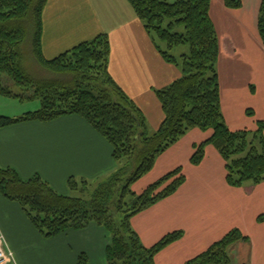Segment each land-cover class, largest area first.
Returning <instances> with one entry per match:
<instances>
[{
    "label": "trees",
    "instance_id": "16d2710c",
    "mask_svg": "<svg viewBox=\"0 0 264 264\" xmlns=\"http://www.w3.org/2000/svg\"><path fill=\"white\" fill-rule=\"evenodd\" d=\"M126 1L152 37L162 60L181 71L179 79L154 91L163 121L153 133L140 108L108 73V36L97 35L46 60L41 37L47 0H0V96L40 102L39 109L23 116L0 117V130L17 123H51L63 116H77L111 146L116 164L114 173L92 191L90 182L68 179L66 195L57 193L38 175L23 180L14 169L0 166V196L21 207L43 240L80 232L93 224L108 235L104 249L107 264H155L154 257L182 239L183 232L167 234L146 248L130 221L175 194L186 177L178 167L140 194L130 187L147 176L159 156L193 129L210 130L211 135L193 145L190 165L199 166L206 147L211 146L225 163L228 187L259 186L264 182V122H256L252 131H232L225 124L216 69L221 46L210 18L212 0ZM223 6L235 10L242 3L223 0ZM258 9L257 32L264 48V0ZM177 27L183 32H176ZM181 45L189 47V55L180 56L182 64L169 53ZM23 50L32 54L42 78L36 79L25 70ZM246 115L253 116V111L247 110ZM248 241L247 235L233 229L185 264H232L234 247ZM75 264H90L88 256L81 253Z\"/></svg>",
    "mask_w": 264,
    "mask_h": 264
},
{
    "label": "crops",
    "instance_id": "0c3cea01",
    "mask_svg": "<svg viewBox=\"0 0 264 264\" xmlns=\"http://www.w3.org/2000/svg\"><path fill=\"white\" fill-rule=\"evenodd\" d=\"M42 18V53L46 60L54 59L83 42L93 40L97 35L108 36L111 50L108 73L125 95L140 108L150 133L158 129L163 121V113L154 91L166 88L179 79L181 71L180 67L162 60L153 45L152 37L147 34L126 0H47ZM261 49L264 53V48ZM231 50L223 52L225 54H220L219 58L235 55V50ZM217 70L225 124L232 131L244 130V127L235 123L234 117L226 116V112L232 113L228 106L237 96L238 89L234 85L224 87L221 70ZM243 91L255 96L258 87L250 82L244 86ZM14 103V100L0 96V117L16 118L31 112ZM246 111L243 110L242 119L247 121V117L253 118V130L257 128L256 122H264V115L258 118L252 110L253 116L249 117ZM200 133L203 132L193 129L182 137L173 146V149H177L176 154L161 162L162 170L157 174H165L172 168L179 167L178 154H181L183 147L191 155L193 145L205 142L210 136L209 133H203L204 136ZM205 152L203 161L193 169L207 178L215 169L216 162L222 167L224 175L221 187L231 193L235 188L228 187L225 183V163L220 154L211 146H207ZM111 153V146L77 116H63L51 123L28 121L0 130V166L14 169L23 180L38 175L62 195L68 192L66 181L70 178L90 183H99L109 178L116 170ZM152 171L144 177V180L150 179L147 185L156 181V174H150ZM200 182L201 186L190 188L187 187L186 179L184 185L171 197L131 219L130 226L146 248H150L167 234L179 230L183 232L182 239L167 246L154 257L155 264H185L197 255L193 254L196 251H191L189 246L195 247L201 238L204 241L206 235H195L199 223L196 222L194 212L198 210L199 202L202 203L213 194L210 181L199 180L193 184ZM259 186H264V182ZM186 229L195 233L189 243ZM0 237L5 253L11 255L7 264H75L81 253L88 256L90 264H107L104 249L109 239L104 229L91 224L80 232H68L56 239L43 240L30 226L21 207L2 196ZM212 243L214 242H210ZM245 247L248 259L242 262L256 264L255 246L253 245L250 255V246L245 244L240 248ZM240 253L243 257L241 249Z\"/></svg>",
    "mask_w": 264,
    "mask_h": 264
},
{
    "label": "rangeland",
    "instance_id": "374dc122",
    "mask_svg": "<svg viewBox=\"0 0 264 264\" xmlns=\"http://www.w3.org/2000/svg\"><path fill=\"white\" fill-rule=\"evenodd\" d=\"M169 1L170 3L175 2V0ZM240 1L242 3L241 8L229 10L223 6V0H212L210 18L211 21L214 22L216 34H218L219 43L222 48L221 54H225L223 52L230 51L231 49L235 50V55L233 56L225 55L222 59L218 57L219 59L216 65V69L221 70V81L224 87H227V85H234L236 89H238L237 96L231 100L232 103H229L230 105L228 106L232 113L226 112V116L234 117L235 123L240 124V127L252 131L251 125L253 123V118L250 119L247 117V121H243L242 116L244 115L242 114L244 109H252L256 117L262 118L264 115V53L261 49L263 47L258 37L256 21L261 0ZM175 31L183 32V28L177 27ZM161 46L165 49L163 44H161ZM23 51L25 54L23 59L25 70L36 79L42 78V70L35 64L32 54L28 53L27 50ZM169 53L182 64L183 59L180 58V56H188L189 47L187 45H181L174 48ZM250 82L255 83L258 87V93L255 96L250 93L246 94V92L243 91L244 86ZM14 102V104L19 105L22 109L28 108L29 111L39 108L38 101L27 100L26 102H19L15 100ZM205 133L211 135L210 130H207ZM200 134L203 135V133ZM176 150L177 149H173L172 147L166 154L164 153L157 159L156 163L158 162V165L153 169L152 173H150L152 174L151 176L156 174V181L175 169L172 168L165 174H157L160 169L162 170L160 166L162 164L161 162L169 159L171 155L176 154ZM188 150L191 152L190 149ZM258 150L261 151L259 148ZM193 155V149L190 155V153H187V150H185V147H183L181 154H178L179 160L177 165L182 168L184 177L188 179L187 187L196 188L201 186L202 183L200 182L194 185L193 183L195 181L208 180L213 187V194L209 195L202 203L199 202L198 210L194 212V216L197 218L196 222L199 223L196 230L197 234L189 229L185 230L188 236V243L193 239L192 234L199 236L206 235V238H203L204 241H201V238L195 247L190 245L189 248L191 251H196L193 254H197L195 255V257H197L210 247L208 246L210 242L221 240V237H223L225 233L227 234L233 231V229H237L239 232L249 237V241L246 243L250 246L249 255L254 245V256H256L257 259L256 264H264V259H262L264 258V186H246L241 189L235 188V190L229 193L221 187L224 178L222 167L215 162V169L208 174L207 178H204L201 172L194 170V166L190 165L189 160H187ZM149 181L150 179L144 180V177L141 178L137 184L130 187V191L136 195L142 193L147 188ZM101 182L91 183L90 190H94ZM258 218L261 220L258 221ZM244 245V243H239L232 250V264H244L242 261L248 259L246 247L240 248ZM240 249L244 259L240 253ZM245 264L248 263L246 262Z\"/></svg>",
    "mask_w": 264,
    "mask_h": 264
},
{
    "label": "built area",
    "instance_id": "2783aa9c",
    "mask_svg": "<svg viewBox=\"0 0 264 264\" xmlns=\"http://www.w3.org/2000/svg\"><path fill=\"white\" fill-rule=\"evenodd\" d=\"M11 255H7L3 249L2 239L0 237V264H7L10 262Z\"/></svg>",
    "mask_w": 264,
    "mask_h": 264
}]
</instances>
